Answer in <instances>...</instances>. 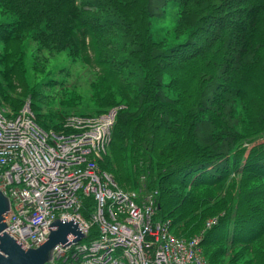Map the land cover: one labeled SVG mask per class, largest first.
Here are the masks:
<instances>
[{
    "label": "trees",
    "instance_id": "16d2710c",
    "mask_svg": "<svg viewBox=\"0 0 264 264\" xmlns=\"http://www.w3.org/2000/svg\"><path fill=\"white\" fill-rule=\"evenodd\" d=\"M170 2L179 5L182 39L173 45L151 30L154 13ZM0 5L18 18L0 25V105L15 113L25 105L13 88L27 79L20 40L39 42L35 61L49 50L96 65V110L119 107L104 168L129 188L145 177L159 190V217L171 219L178 236L219 217L202 242L210 264H264V0ZM36 116L59 128L67 115ZM92 203L85 202L87 217Z\"/></svg>",
    "mask_w": 264,
    "mask_h": 264
},
{
    "label": "built area",
    "instance_id": "2783aa9c",
    "mask_svg": "<svg viewBox=\"0 0 264 264\" xmlns=\"http://www.w3.org/2000/svg\"><path fill=\"white\" fill-rule=\"evenodd\" d=\"M24 109L29 110L28 106ZM0 112L7 113L2 108ZM85 129L80 135L61 137L87 136L88 142H93L89 160H95L109 142L110 131L92 124ZM6 149V144L0 145V156L8 155ZM2 163L5 169L0 190L9 197L12 207L7 231L20 243L27 247L45 244L50 224L57 218L71 221L72 216L78 218L87 236L81 242L60 245L50 264H208L202 254V235L184 239L173 232L170 219L155 217L157 190L142 193L137 199V195L128 197L104 184L96 189L94 206L86 217L82 211L84 199L91 194L69 183H46L40 168L12 160ZM215 222L209 221L207 227Z\"/></svg>",
    "mask_w": 264,
    "mask_h": 264
},
{
    "label": "bare ground",
    "instance_id": "6f19581e",
    "mask_svg": "<svg viewBox=\"0 0 264 264\" xmlns=\"http://www.w3.org/2000/svg\"><path fill=\"white\" fill-rule=\"evenodd\" d=\"M24 108L25 106L16 113L14 111L5 114L0 112V116L4 117L0 118V145L6 144L8 154L0 156V178L4 177L3 161H19L25 167L40 168L46 183L54 185L69 183L91 194L92 196L84 199L83 209L86 200L92 199L94 202L93 196L96 195V189L99 186H104V184H108L109 189L113 191L117 190L125 193V196L137 195V199L142 198V193L155 190L145 184V177H142L140 187H126L116 179L112 172L103 166L112 142L119 107H113L116 112L112 115H107L106 112L97 115H101L97 122L100 119H108L111 125L109 142L104 149H101L99 156H94L95 160H89L90 147L93 142H88L87 136L61 137L84 133L85 128L92 124L90 119H95L94 117L82 118V116H78L75 118L76 121L73 122H70L72 119L69 117L68 119L65 118L59 128H46L38 122L36 113ZM19 113L20 116H18ZM82 113L97 114L98 111ZM10 117H14V121H11ZM80 121L83 123L81 124ZM92 125L96 126V124ZM157 191L159 192V190ZM154 207L157 208L155 217L159 218L161 207L158 201L154 202ZM5 232L12 236L7 229Z\"/></svg>",
    "mask_w": 264,
    "mask_h": 264
},
{
    "label": "rangeland",
    "instance_id": "374dc122",
    "mask_svg": "<svg viewBox=\"0 0 264 264\" xmlns=\"http://www.w3.org/2000/svg\"><path fill=\"white\" fill-rule=\"evenodd\" d=\"M159 10V14L154 13V16H152L151 30L154 39L157 41L168 39L172 45L181 41L180 37H175V30L179 19V5L176 2H170ZM17 19V16L5 13L0 7V25L14 23ZM21 43L23 44V49H26L27 79L23 86L21 83L16 82L13 88L15 93L20 94L18 97L22 96L24 98L25 107L28 106L29 110L34 113H41L45 118L47 116L66 114V119L71 117L70 119L72 120L70 122L76 121L75 118L78 116H82V118L94 117L95 119H90L92 124L103 125L110 130V121L108 119H100L97 122L101 116H97L99 113H82L93 112L97 109L93 100L91 84L99 74V67L76 62L67 52L56 53L49 50L41 51L40 54L45 58L40 57L39 60L35 61L33 55L36 54L40 46L39 42L32 38H26L24 41L20 40L19 45ZM0 45H3V43L0 42ZM110 91L111 89L108 90V93ZM77 94L80 98L76 97ZM33 104H37L40 109L36 111L33 108ZM115 112L113 108H110L105 114L112 115ZM92 206L93 203L90 211ZM10 212L11 210L8 212V217ZM204 230H207L206 225L202 231ZM12 237L16 239L13 235ZM23 246L27 249L40 247ZM225 260L226 263L230 261L229 259ZM52 261L46 264H50Z\"/></svg>",
    "mask_w": 264,
    "mask_h": 264
},
{
    "label": "water",
    "instance_id": "95a60500",
    "mask_svg": "<svg viewBox=\"0 0 264 264\" xmlns=\"http://www.w3.org/2000/svg\"><path fill=\"white\" fill-rule=\"evenodd\" d=\"M10 210L11 201L0 190V264H46L54 259V253L60 245L66 247L87 237L77 217L72 216L71 221L68 218L56 219L50 224L52 228L47 242L38 248L27 249L5 232Z\"/></svg>",
    "mask_w": 264,
    "mask_h": 264
}]
</instances>
